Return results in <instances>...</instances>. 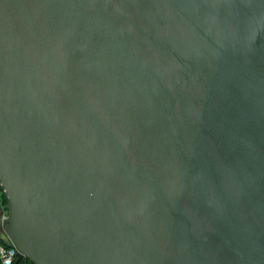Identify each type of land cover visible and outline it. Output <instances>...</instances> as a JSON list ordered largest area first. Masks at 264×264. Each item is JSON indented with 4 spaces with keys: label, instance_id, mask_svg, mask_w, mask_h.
<instances>
[{
    "label": "water",
    "instance_id": "obj_1",
    "mask_svg": "<svg viewBox=\"0 0 264 264\" xmlns=\"http://www.w3.org/2000/svg\"><path fill=\"white\" fill-rule=\"evenodd\" d=\"M0 186L15 264H264V0H0Z\"/></svg>",
    "mask_w": 264,
    "mask_h": 264
},
{
    "label": "built area",
    "instance_id": "obj_2",
    "mask_svg": "<svg viewBox=\"0 0 264 264\" xmlns=\"http://www.w3.org/2000/svg\"><path fill=\"white\" fill-rule=\"evenodd\" d=\"M2 199V189L0 186V202ZM0 217L4 220L9 217L8 209L4 205L0 207ZM7 242H10L6 239ZM19 250L12 244L7 245L3 242H0V260L2 264H15Z\"/></svg>",
    "mask_w": 264,
    "mask_h": 264
},
{
    "label": "trees",
    "instance_id": "obj_3",
    "mask_svg": "<svg viewBox=\"0 0 264 264\" xmlns=\"http://www.w3.org/2000/svg\"><path fill=\"white\" fill-rule=\"evenodd\" d=\"M2 189V188H1ZM7 203H8V199H7V197H6V195L4 194V191H3V189H2V199H1V202H0V207L2 206V205H4L5 206V208L7 209ZM0 242H3V243H5V244H7V245H10L11 243L10 242H7L6 241V239L4 238V237H0ZM0 264H2L1 263V260H0ZM19 264H35L34 262H32L29 258H24Z\"/></svg>",
    "mask_w": 264,
    "mask_h": 264
},
{
    "label": "rangeland",
    "instance_id": "obj_4",
    "mask_svg": "<svg viewBox=\"0 0 264 264\" xmlns=\"http://www.w3.org/2000/svg\"><path fill=\"white\" fill-rule=\"evenodd\" d=\"M4 237L5 239H7V237H6V235L3 233V231H2V227L0 228V237Z\"/></svg>",
    "mask_w": 264,
    "mask_h": 264
},
{
    "label": "flooded vegetation",
    "instance_id": "obj_5",
    "mask_svg": "<svg viewBox=\"0 0 264 264\" xmlns=\"http://www.w3.org/2000/svg\"><path fill=\"white\" fill-rule=\"evenodd\" d=\"M0 228H1V226H0Z\"/></svg>",
    "mask_w": 264,
    "mask_h": 264
}]
</instances>
